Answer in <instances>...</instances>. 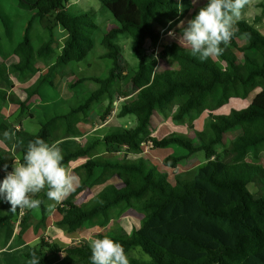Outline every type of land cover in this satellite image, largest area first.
I'll return each mask as SVG.
<instances>
[{"label": "trees", "instance_id": "obj_1", "mask_svg": "<svg viewBox=\"0 0 264 264\" xmlns=\"http://www.w3.org/2000/svg\"><path fill=\"white\" fill-rule=\"evenodd\" d=\"M68 1L17 0L18 7L32 12V16L21 40L13 48V54L21 60L19 65L11 66L13 73L21 77L34 75L40 72L41 65H45L47 73L42 82L54 86V78L60 71L74 63H82L93 52L99 27L90 12H70ZM101 3L116 21L100 41L105 50L100 58L110 61L108 75L81 78L69 84L70 90L74 91L91 80L99 88L66 113L41 121L35 134L13 132L0 121V131L14 134L10 135L12 143L7 144H10L9 149H17L19 162H23L29 141L36 138L49 143L56 141L51 127L58 120L65 121L71 137L83 136L79 126L88 121L96 104L109 99L101 116L102 121L107 120L112 112L113 86L117 79L125 76L120 71L122 48L117 42L119 37H131L134 54L142 64L146 45L157 46L160 41L157 25L182 14L180 2L176 0H101ZM36 19L48 22V38L38 48L33 46L31 38ZM2 23L7 27L5 21ZM56 28L66 33L59 53L55 51ZM236 28L231 41L227 45L221 44L223 53L218 58L225 67L214 58L201 62L192 55L189 47L171 43L164 46L156 59L172 63L175 69L156 73L149 88L137 91L119 109L118 118H137L134 127L109 131L101 140L94 139L86 145L66 141L60 144L66 168L74 161L85 159L73 170L78 177L75 190L55 209V224L60 229L68 233H81L90 227L104 229L137 200L142 202L145 211L138 228L131 233L120 229L98 235V238L107 236L120 243L126 256L140 248L150 258L145 261L129 257V264H264V194L256 197L250 191L256 181L264 187V166L245 160V155L250 153L257 158L264 148V32L245 20L237 22ZM240 38L246 40L242 46L237 42ZM236 53L242 56L241 62ZM143 69L142 64L131 77V85L136 86L142 79ZM122 96L130 95L124 93ZM234 99H250V104L243 109H232L229 114L218 113ZM26 102L15 103L25 110ZM173 112L174 122L185 124L189 120L192 128L193 122L207 113V133L198 132L196 140L175 132L162 138L152 136L158 122ZM244 129L248 132L236 137L231 145L233 159L224 162L217 147L225 142L229 133ZM102 145L103 151L98 153L101 150L98 147ZM146 146L155 150L177 147L185 153L169 155L160 167L141 157ZM5 153L0 151V182L13 170V163L7 161ZM199 153H204L206 162L183 176L175 175L174 182L168 171L163 170L177 171ZM119 154L123 156L119 157ZM114 177L122 178L123 185L110 184ZM102 185L104 188L86 206L78 205L74 200L80 193ZM155 194L159 200L154 198ZM37 198L43 203L38 207L41 216L36 230L47 227V203L50 202L46 189ZM5 209L9 210L7 215ZM10 209L11 205L0 199V241L12 233L14 219L20 211L11 212ZM33 216L34 209L25 208L19 237L31 226L28 223ZM60 253L76 258L68 264H90L91 251L85 241L63 248L41 238L25 256L31 261L35 257L39 264H51L49 254Z\"/></svg>", "mask_w": 264, "mask_h": 264}, {"label": "rangeland", "instance_id": "obj_2", "mask_svg": "<svg viewBox=\"0 0 264 264\" xmlns=\"http://www.w3.org/2000/svg\"><path fill=\"white\" fill-rule=\"evenodd\" d=\"M180 2L182 8V14L179 18L172 21H166V23H161L157 25L158 31H160V41L157 46H151L147 44L144 48L143 54V67L144 73L142 79L138 82L136 86L131 85V77L139 70L141 60L138 59L133 51V40L130 36L121 35L118 39V43L122 48L121 57V69L125 76L116 80L113 86V103L112 112L107 117V120L102 121L101 116L107 109L110 100L105 99L101 104H96L94 108L89 113L88 121L82 123L80 126L82 128L83 136L73 138L66 131V123L64 120H58L54 122L51 127V132L54 139L61 141V143L80 142L82 145H86L88 141H95L94 139L101 140L109 131L116 129H129L136 125L137 118L135 116H128L126 118H118V113L121 105L130 100L137 91L147 89L151 86L155 74L163 71H169L175 69V65L170 62L162 61L161 59H156L160 50L168 45L175 44L179 47H186L179 43L178 37L180 36L179 27L180 22H186L191 19L195 12H198L201 7H203L207 0H176ZM68 9L70 12L76 14L82 11H88L91 17L98 25L99 29L95 34L96 45L93 52L87 57L82 63H74L67 68L60 71L59 74L54 78V86L48 83L42 82L43 76L47 73V66L41 65L40 72L34 75H25L21 77L15 74L11 70L12 65H19L21 60L19 56L13 54V48L21 40L24 28L27 25L28 20L32 16V12L24 11L18 7L17 0H0V121L6 123L14 131H27L35 134L40 129V122L45 121L56 114L66 113L71 106L78 105L89 93L95 91L99 88V85L91 80H87L79 87L70 90L69 84L73 83L77 79L96 77H106L110 68V61L103 60L100 56L104 53V48L101 46L102 36L115 25L116 21L112 13L103 7L101 0H69ZM245 20L255 26L257 29L264 32V0H250V3L245 7L242 12L239 21ZM5 21L7 27L2 23ZM238 21V22H239ZM171 22V24H169ZM48 22H40L36 19L33 23L31 29L32 44L35 48H38L43 40L48 38L47 31ZM235 25V30H236ZM165 30L164 35L162 31ZM56 35L58 42L55 45L56 53H59L64 45L66 39V33L60 28H56ZM173 33L172 36L169 33ZM164 36V37H163ZM163 37V38H162ZM240 46L244 45L246 40L240 38L237 40ZM239 62H241L242 56L235 54ZM216 62L221 66L225 67V63L219 60L218 57L214 58ZM258 92V91H257ZM128 94L129 97L125 98L122 94ZM17 101H27L26 109L15 103ZM250 104L249 100H238L234 99L229 105L218 111L220 114H229L232 109H243ZM175 112V110H174ZM173 113H169L167 119H161L158 122V126L153 132L152 136L157 138H162L170 133H180L186 135L190 139L197 137L198 132L207 133L205 128V123L208 119V114L205 113L201 115L197 120L193 122L194 128L190 127V121L187 120L185 124H180L174 122L172 117ZM248 130H238L229 133L223 144L217 147L218 153L221 155L224 162L229 163L234 154L231 152V145L233 141L239 135L247 133ZM5 131H0V151H6L5 156L8 162H12L13 165L18 161V152L16 148L9 149L11 142V136L6 138L4 136ZM103 147L99 146V152L103 151ZM185 153L180 148H168L155 150L146 146L144 152L141 155L149 164H155L162 167L163 160L172 154ZM105 155V154H104ZM120 154L119 157H122ZM131 159L137 158V156H130ZM245 160L251 163H257L264 166V148L256 158L252 153L245 155ZM206 158L204 153H199L193 158H191L186 166H180L177 171L171 169H164L168 171L170 179L174 182L175 175H185L188 171H193L197 168L199 164L205 163ZM0 170L1 166H0ZM73 174V171H72ZM116 185L122 186V178L114 179ZM112 183H114L112 181ZM100 187L94 188V193H98ZM250 191L257 197L264 194V187L261 182L256 181L250 186ZM42 192V191H41ZM38 195V194H36ZM93 193L86 190L80 193L76 199L78 205L86 206L91 202L93 198ZM155 199L159 200L160 197L155 194L153 195ZM36 197V196H35ZM65 200V199H64ZM63 200V201H64ZM63 201L56 203L52 201L47 203L49 214V220L47 222V227H58L55 224L56 214L54 212L56 207L60 205ZM54 205V207H49ZM25 213V209L22 210ZM21 210L18 212L17 217L14 219L12 231L17 233L20 227V222L23 216H21ZM9 210L5 209L4 214L7 215ZM39 209H34V216L30 219V227H35L37 221L40 219ZM145 211L143 209V204L141 201L134 200L132 206L127 210L119 219L112 221L104 229H99L98 227H90L85 229L86 239H80V243L85 241L89 242L92 238H98L100 233L108 234L117 230H124L127 233H131L135 228L139 227L140 221L144 218ZM45 228V227H41ZM46 237H44L45 239ZM46 240V239H45ZM47 241V240H46ZM49 242V241H47ZM50 243V242H49ZM74 242H67L68 246H73ZM67 246V247H68ZM56 254L50 255V261H54ZM139 258L149 261L148 255H145L140 248L133 249L127 258Z\"/></svg>", "mask_w": 264, "mask_h": 264}, {"label": "clouds", "instance_id": "obj_3", "mask_svg": "<svg viewBox=\"0 0 264 264\" xmlns=\"http://www.w3.org/2000/svg\"><path fill=\"white\" fill-rule=\"evenodd\" d=\"M249 3L250 0H207L186 26L180 22L179 43L189 47L201 62L219 57L223 53L221 44L227 45L234 37L235 25ZM10 135L14 134L4 133L6 138ZM60 144L59 140L49 143L41 138L28 142L23 162H15L13 170L0 182V199L11 205V212L38 208L43 201L34 197L45 189L48 200L56 203L75 190L78 177L64 166ZM4 167L6 170L7 165ZM88 243L90 264H129L123 246L109 237L92 238ZM31 264L39 262L33 257Z\"/></svg>", "mask_w": 264, "mask_h": 264}, {"label": "crops", "instance_id": "obj_4", "mask_svg": "<svg viewBox=\"0 0 264 264\" xmlns=\"http://www.w3.org/2000/svg\"><path fill=\"white\" fill-rule=\"evenodd\" d=\"M79 127L82 130L81 126ZM98 153H101V152H98ZM84 162H85V159L74 161L70 164L68 170L72 173V171L76 167L83 164ZM116 178L118 177L112 178L109 181V183L115 184L116 182L114 179ZM112 181L114 183H112ZM97 187H100V190L98 191L99 193L104 188V185L97 186ZM93 190L94 188L90 191L94 194L93 195V198H94L98 193H94ZM42 192L38 193V195H36V197L34 198H37ZM51 202L52 201L50 200V203ZM50 214L52 213L50 212ZM19 232L20 230H18L17 233L16 232L14 233L12 231L11 234H8V237L6 239H3L2 241H0V264H31V260L26 258L25 254L31 247L37 245L40 242V239L44 237H46L45 239L49 241L51 244L52 243L58 244L63 248H67L68 246L67 242H74L73 245L78 246L80 245L79 244L80 239L82 238L86 239L85 232L68 233L60 229L59 227H45V228L40 227L37 230H36V227H28L27 230L20 237L18 236ZM50 255L52 254H49L48 256L49 259H50ZM55 257L56 258L54 259V261H51V264H68L76 260V258L72 256H68L65 253L56 254Z\"/></svg>", "mask_w": 264, "mask_h": 264}, {"label": "built area", "instance_id": "obj_5", "mask_svg": "<svg viewBox=\"0 0 264 264\" xmlns=\"http://www.w3.org/2000/svg\"><path fill=\"white\" fill-rule=\"evenodd\" d=\"M161 33H162V35H164V33H165V30H164V31H162ZM163 37H164V36H163ZM163 37H162V38H163ZM21 211H22V210H21ZM23 215H24V212L22 211V212H21V216H23Z\"/></svg>", "mask_w": 264, "mask_h": 264}]
</instances>
